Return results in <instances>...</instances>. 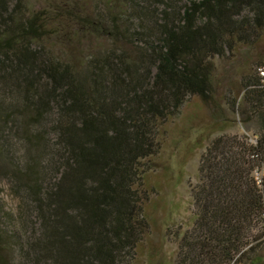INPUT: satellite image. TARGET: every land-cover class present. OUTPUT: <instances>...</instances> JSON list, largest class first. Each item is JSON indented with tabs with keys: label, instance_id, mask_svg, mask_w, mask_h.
<instances>
[{
	"label": "trees",
	"instance_id": "obj_1",
	"mask_svg": "<svg viewBox=\"0 0 264 264\" xmlns=\"http://www.w3.org/2000/svg\"><path fill=\"white\" fill-rule=\"evenodd\" d=\"M262 44L264 0H0V191L17 201L0 192V264H139L150 163L194 98L224 117L222 98L244 134L203 146L176 264H264V52L218 75Z\"/></svg>",
	"mask_w": 264,
	"mask_h": 264
},
{
	"label": "rangeland",
	"instance_id": "obj_2",
	"mask_svg": "<svg viewBox=\"0 0 264 264\" xmlns=\"http://www.w3.org/2000/svg\"><path fill=\"white\" fill-rule=\"evenodd\" d=\"M260 48L263 49L264 44ZM259 52L264 51L244 49L239 56H229L220 64L218 75L239 79L242 60L257 61ZM220 104L224 108V117L212 115L213 107L194 98L164 127L161 152L150 163L152 170L144 188L148 198L144 208L150 234L138 248L139 264L177 263L180 240L194 227L196 209L192 188L199 181L200 158L205 152L203 146H208L222 134H244L239 122H232L236 120L235 115L222 98ZM250 137L253 142L256 140L252 133ZM1 188V196L8 208L15 209L17 201L9 188L5 185Z\"/></svg>",
	"mask_w": 264,
	"mask_h": 264
},
{
	"label": "built area",
	"instance_id": "obj_3",
	"mask_svg": "<svg viewBox=\"0 0 264 264\" xmlns=\"http://www.w3.org/2000/svg\"><path fill=\"white\" fill-rule=\"evenodd\" d=\"M259 74L261 76V78L263 79V82H264V64L259 68ZM260 179V178H258Z\"/></svg>",
	"mask_w": 264,
	"mask_h": 264
}]
</instances>
